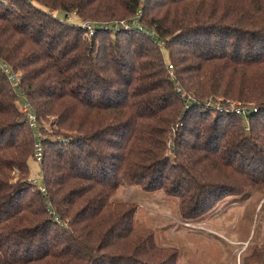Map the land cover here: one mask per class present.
<instances>
[{"label":"trees","instance_id":"16d2710c","mask_svg":"<svg viewBox=\"0 0 264 264\" xmlns=\"http://www.w3.org/2000/svg\"><path fill=\"white\" fill-rule=\"evenodd\" d=\"M0 58L22 79L18 100L0 71V264H178L121 186L165 190L183 220L264 189V0L0 1ZM24 103L56 126L41 187Z\"/></svg>","mask_w":264,"mask_h":264},{"label":"rangeland","instance_id":"374dc122","mask_svg":"<svg viewBox=\"0 0 264 264\" xmlns=\"http://www.w3.org/2000/svg\"><path fill=\"white\" fill-rule=\"evenodd\" d=\"M0 1L5 4L10 2ZM56 16L62 18L59 12ZM75 21L81 23V20L76 19L73 22ZM82 22L91 26L98 23L96 20ZM153 37L157 36L154 34ZM0 60L1 66H4L6 61L1 58ZM6 67L11 77L18 81V84L10 86L11 89H17L19 100L22 96L21 74L10 65ZM168 70L171 72L172 69L169 67ZM222 100L220 98L216 106L207 104L208 107L215 108H207L225 112V109L219 106ZM223 106L230 108L227 113H232L235 107L239 110L254 108L251 104L228 100L227 105ZM52 120L53 117H49L41 124L37 122L41 137L45 138L46 134L50 136L56 129V126L50 123ZM40 129L45 131V134ZM28 165V179L36 181L37 187H41L39 164L33 158ZM250 189L225 194L214 206L192 220H183L180 217L179 199L167 195L165 190L145 192L138 186H121L111 201L134 205L135 228L155 235L157 245L173 246L177 249L178 264H260L264 261V189L260 192Z\"/></svg>","mask_w":264,"mask_h":264},{"label":"built area","instance_id":"2783aa9c","mask_svg":"<svg viewBox=\"0 0 264 264\" xmlns=\"http://www.w3.org/2000/svg\"><path fill=\"white\" fill-rule=\"evenodd\" d=\"M121 25L123 23H120ZM80 26L81 28L85 29L86 31H88V35L91 37L94 33H95V27L96 25L94 24L93 26L91 25H88L86 23H80ZM100 28L102 29H112V30H118L120 28V25H116V26H113V27H109L108 25L106 26H103V25H100ZM0 63H1V60H0ZM6 62H4V66H1L0 64V69L1 71L3 72V74L6 76L7 80L9 81V83L11 85H16L18 84L16 78L14 77H11V74L8 70V68L6 67V65H8L7 63L5 64ZM221 106V105H219ZM223 109H225V112H228V108L229 107H226V106H221ZM237 107H235V111L233 110V112H235L236 115H239L241 117H245L247 115V112L249 111V109H246V110H239V109H236ZM230 109V108H229ZM20 110L22 111V113L26 116L27 118V122H28V125L33 129V136H34V146H33V158H34V161L37 163V164H40L41 161H42V158H43V147H42V139L43 137L40 136V133L38 132V128H37V120L35 118V116H32L31 114H29V106H28V103H24L22 105H20ZM255 111V109H254ZM36 182V181H34ZM44 191V190H43Z\"/></svg>","mask_w":264,"mask_h":264}]
</instances>
